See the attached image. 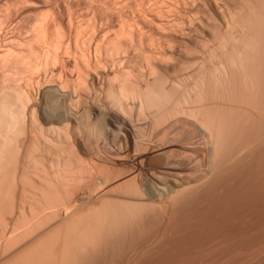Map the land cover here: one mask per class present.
Returning a JSON list of instances; mask_svg holds the SVG:
<instances>
[{
	"label": "bare ground",
	"instance_id": "6f19581e",
	"mask_svg": "<svg viewBox=\"0 0 264 264\" xmlns=\"http://www.w3.org/2000/svg\"><path fill=\"white\" fill-rule=\"evenodd\" d=\"M263 96L264 0H0V178L3 176L0 179L3 181L0 184V191L3 192H0V203L3 204L2 207L10 206L6 209L4 207L5 211L8 208L14 209L12 201H16V197L13 199L9 196L20 191L21 194L24 186L28 184L25 182L27 178L28 182L29 178L36 182H29L31 186L33 183L38 184V180L39 184H44L47 189L51 188L47 184L52 182V179H46L48 183H42L41 180L44 178H41L43 174L46 176L41 170H49L46 167L47 161L51 170L60 169L58 175L63 173L62 177L69 174L68 178L72 176L76 180L75 176H78L79 180V175L81 176L83 171L86 172L83 173L86 177L81 178L80 184V180L75 184L72 178L63 183L64 177L60 175L58 181L57 173L53 172V175H50L54 178L53 181L58 183L62 178L63 190L67 187L63 193L68 189L66 194L70 193L69 198L67 196L69 201L65 199L66 202H61L63 208L61 204L60 207L57 205L60 201L50 207L43 201L46 209L50 208L49 212H54L53 207L55 210L59 207L61 212L57 209L56 215L51 213V216L57 219L54 217L52 220L47 216L48 211L45 213L43 210L44 215L37 211L40 218L33 213L34 218L37 217L35 221L38 225L45 215L50 218L49 222L52 220L53 223L56 222L55 219H62L60 223V220L55 223L58 226H62L64 222V226L68 225L66 232L64 226L59 228L55 225L58 230H64L62 236H66L63 244L55 226L53 228L56 230H53L56 232L52 231V234L48 231L52 230V226H49L50 229L45 228L46 231L43 230L44 226L39 227L42 224H36V235L37 230L41 229L42 233H50L46 234L47 236L44 233L38 234V242L43 243L41 235H44L48 243L44 242L53 245V248L51 246L49 249L48 245L43 243L44 248L45 244L48 248L45 249L46 253L44 249L40 251L43 255H37L39 252L33 251L30 243L26 244L31 246V250L28 249L29 246L25 248L20 242L22 240H19V244L18 237L13 239L18 244L13 243L12 235L16 234V231L19 233V228H23H18V225L14 227L15 232L11 227V241H2L5 243L3 245L12 242L11 248L15 249L23 245L24 250L35 252L31 253L35 254L36 260L43 258L41 261L37 260V264L55 263L58 254L54 251L52 259L50 254L52 255L51 249L56 250L58 247L59 257L62 254L61 247L62 250L65 249L62 251L65 253L62 254L65 259L61 256V264L70 260L67 264L74 263L73 256L76 252L69 250L77 245L69 244L73 237L74 243L79 244L78 250L83 245H80L81 241L86 240L87 243L94 242L97 245L100 240L104 242L103 245L100 242L98 246L86 243L91 246H83L81 253H86L83 256L89 255L87 259L91 256L92 260L98 253L102 254L100 260L104 254L110 256L128 253L131 245L148 233L147 229L151 227L147 222L148 215L155 211L156 216H152H158V228L166 222L168 225V220L172 221L174 215L169 219V208L178 198L183 195L185 197L187 193L203 184L200 180L211 175L209 172L213 162L214 167H218L217 170L221 167L218 163L221 164L223 158L231 155L233 142L238 139L237 144H241L243 137V142L247 144L252 138L246 136L250 131H254L252 139L258 141L257 138L263 134L260 133L262 130L259 132L262 129L261 115H264V103L261 101ZM256 113L259 118L254 117L253 114ZM252 120L254 122L251 123ZM257 127H260L259 130ZM233 128L238 131L235 133L233 130L234 136L230 135V138H234L228 139L229 134H232L230 129ZM243 129L248 140L240 134ZM251 133L248 136H252ZM254 133L258 136H254ZM238 135L241 136L240 139ZM224 141L227 144L221 147ZM257 141L250 142L252 144L248 143L250 145L247 146L244 143L242 146L236 145L238 148L234 146V151L239 149L240 153L242 148L241 155L249 150L252 153L253 145ZM215 146L217 151L219 146L224 150L219 148L218 154ZM247 147L248 150H245ZM215 153L220 156L217 158ZM234 153L232 155L235 157ZM239 153L237 151V156ZM225 154L227 156H224ZM234 157L233 161L231 160L233 163ZM36 160L42 161L40 165ZM44 160H47L46 164ZM223 160L227 164V160ZM231 161L228 160V163L231 164ZM73 163L82 166L71 171L74 177L68 172L71 170L68 166L74 167ZM65 169H69L68 173L64 172ZM217 170L215 172H218ZM9 173L11 178L10 175L7 176ZM5 175L12 179L13 186ZM22 176L23 181L20 180ZM66 183L69 188L65 187ZM4 184L9 187V192L5 191L6 194ZM71 184L82 186L76 189ZM55 185L53 186L56 187ZM44 187H39L40 192L45 191ZM26 188L22 193L24 196L18 197H25ZM57 188L63 191L57 186L54 193L55 190L59 191ZM39 189L37 188L36 193ZM51 189L47 191L50 197H55L56 195L49 191ZM12 191L13 194L10 193ZM58 196H62L63 200L65 198L62 193ZM23 197L18 199L21 203L27 199L25 197L24 200ZM1 198H4V201ZM55 198L60 200V197ZM47 200L50 203L53 201L48 198ZM39 203L40 207L44 205ZM45 206L42 208L45 209ZM148 206L152 207L151 214L146 212ZM3 209L0 207V213ZM11 210L9 213H12ZM5 211L4 214L8 213ZM17 215L20 216L21 213ZM135 215L142 218L138 216L134 219ZM26 218L20 217L21 221L17 222L23 226L30 225V220L28 222ZM34 218L32 216L30 223H33ZM48 220H43L45 224L42 223L47 226ZM52 222L49 225H53ZM75 222L81 225L80 229ZM0 226L4 228V225ZM123 227L127 230H123ZM25 228L19 233V237L22 234L25 236ZM30 228L27 227V231ZM70 230L74 231V235ZM4 231L1 232V238L6 233L8 235L5 229ZM77 231L84 239H80V243ZM69 237L71 238L68 239ZM23 238L21 236V239ZM150 238L147 236L151 241ZM49 239L58 244L60 242V245L67 248L60 247L51 240L50 244ZM150 241L147 242L149 246ZM10 245H7L8 248L2 247L5 248L4 253L0 251L3 257L13 251L9 249ZM134 246L135 249L136 245ZM38 247L41 250L40 244L35 248ZM145 247L147 246L142 249ZM6 249L10 252H6ZM24 250L22 248L23 252ZM47 250L50 251L49 254ZM22 251H17V254L21 252L18 255H23H20L19 260L15 258L17 255L11 256L16 261L22 258L27 260L28 258L24 257L26 252L23 254ZM67 254H73V258L68 259ZM78 255L75 263L79 259V263L82 260L86 264H92L91 260H86L87 256H84L83 261L82 255ZM138 255L136 256L139 257ZM111 257H106L108 262ZM115 257L111 259L114 261ZM10 258L7 259L11 260ZM107 259L104 260L103 257L104 262H107ZM8 260L4 261L11 263ZM14 261L12 263L16 264ZM23 261L17 263L24 264ZM33 262L35 264V259ZM104 262L99 261L101 264H105Z\"/></svg>",
	"mask_w": 264,
	"mask_h": 264
},
{
	"label": "rangeland",
	"instance_id": "374dc122",
	"mask_svg": "<svg viewBox=\"0 0 264 264\" xmlns=\"http://www.w3.org/2000/svg\"><path fill=\"white\" fill-rule=\"evenodd\" d=\"M254 95V94H253ZM264 96L262 97V102L264 103ZM264 105V104H263ZM261 111V110H260ZM259 113H261V112H259ZM258 113V114H259ZM263 113V112H262ZM254 115V117L256 116V118H259L258 117V115H257V113L256 114H253ZM241 116V115H240ZM243 116V115H242ZM260 116V115H259ZM262 117V120H261V125H263L264 126V115H261ZM247 117V116H246ZM251 117H252V115H251ZM253 117V118H254ZM248 119V118H247ZM248 121V120H247ZM259 121H260V119H259ZM245 122H246V119H245ZM250 122V121H249ZM249 122H247L248 124H249ZM252 122H254L253 120L251 121V123ZM257 122H258V120H257ZM246 123V124H247ZM255 123H256V121H255ZM246 124H244V125H246ZM255 125V124H254ZM257 125H258V123H257ZM257 125H255V127L257 126ZM260 125V127L262 128V129H260L259 130V128L260 127H257V129L259 130V132L262 130L263 132H260L262 135H260L259 137H261L260 138V140H259V137L257 138L258 139V141L255 139V140H253L252 138H253V135H252V133L254 132V131H252V133H251V131H250V129H249V131L250 132H248L249 134L251 133V135L252 136H248V135H246L247 137H252L251 139H250V141L246 138V136L244 135V134H247V133H243V132H245V128H246V126H244V129H243V131L242 130H240V131H242V133H240V131L238 132V134L240 133L241 135H243V136H245V138H246V140H248V143H250V142H253V141H257L256 143L258 144H260V147H258V145H256V143H255V145L258 147L257 149H255V150H253L256 146L255 145H253V149H252V153H251V151L249 150L248 151V153L246 152V154L243 152V154L241 155L240 153H242V148H240V153H239V149H237L236 150V152L234 151V146H236V145H239V146H242L241 144H243L244 142H243V140H244V138L243 137H241V136H239V139H240V137L243 139H241L242 140V143L241 144H237V140H236V142H233L234 143V145H232L233 146V151L236 153V155H235V153L232 151V152H230V151H228L227 150V148H226V150L228 151V153L230 152V154L232 155V153H234V155H235V157H234V159H235V161H234V163L232 162L233 160H232V158L231 159H229V157L231 156V155H229V157H226V158H223V159H226L227 161H226V163L227 164H225V160H221V164L220 163H218L219 165H221V167L225 164V165H227V166H223L222 168L219 166V169L217 170V168L218 167H214L215 165H213L214 164V162H213V164L211 165L212 166V169H211V172H209L211 175H209V173H208V175L207 174H205V175H207L208 176V178H203L204 180H200V183H203V184H200L199 186H198V188H195L194 190H192L191 191V193L189 192V193H187L186 194V196L184 197V195L183 196H181L180 197V199L178 198V200H180V201H175L176 202V204H174L173 203V205H175V207L172 205L171 207H172V209L170 210V208H169V210H168V213H169V219L171 218V216L173 215V217H172V221H170V220H168V225H167V222L166 223H164V224H162L161 226L162 227H159L158 228V225L159 224H157L158 222H157V220L158 219H156L154 216H156L154 213H155V211L152 213L154 216H152V214L150 213V211L152 210V207H149V208H151V209H149L148 207V209L146 210V207H145V209L144 210H146V212L149 214H151V215H148V225H149V227L150 228H148L147 229V231H148V233L146 232L145 234H144V236H142L141 238H140V240H137V241H135V243L137 242V244H133V245H131V250L128 252V253H119L120 254V256H118L119 254H116V255H110V256H112V257H115V259H114V261L111 259V258H109L110 260H109V262L111 261V263H113V264H121V262H122V264H264V127H262ZM243 126V125H242ZM250 126V125H249ZM236 129L238 128V127H235ZM235 128H233V129H230V130H232L231 132H232V134H229V137H228V139L230 138V135H233L234 134V132L236 131V129ZM251 129H252V125H251V127H250ZM238 129H240V128H238ZM254 129H256V128H254ZM233 130H234V132H233ZM258 130H255V131H257L256 133L258 134L259 132H258ZM238 131V130H237ZM237 131L235 132V133H237ZM247 131H248V129H247ZM246 131V132H247ZM230 131H229V133H231ZM228 135V134H227ZM234 136V135H233ZM235 136H237V135H235ZM254 136H258V135H255V133H254ZM232 138H234V137H231L230 139H232ZM255 138V137H254ZM227 139V138H226ZM228 139L227 140H225L226 142L228 141ZM235 140V139H234ZM253 140V141H252ZM222 142L221 144L223 145V146H221V147H224V145L225 144H227L226 142ZM230 141V140H229ZM260 141V142H259ZM240 142V141H239ZM247 142V141H246ZM232 143V144H233ZM236 143V144H235ZM247 143V144H248ZM218 144H219V142H218ZM230 144H231V141H230ZM229 144V145H230ZM247 144L246 143H244V145H246L247 146ZM250 144H252V143H250ZM250 144H248V145H250ZM229 145H227V146H229ZM218 146V145H217ZM217 146H215L214 147V149L217 147ZM226 146V147H227ZM255 146V147H254ZM243 147H245V146H243ZM248 147H250V146H248ZM248 147L245 149V150H248ZM219 148H220V146L218 147V151H219ZM229 148V147H228ZM236 148H238V146H236ZM251 148V147H250ZM249 148V149H250ZM261 148V149H260ZM220 149H222V150H224V148H220ZM229 149H231V147L229 148ZM260 149V150H259ZM222 150H220V152L222 153ZM215 151L219 154V152L217 151V148L215 149ZM227 151L225 152V153H227ZM237 151H238V153L240 154H238L239 156H241V157H239V156H237ZM217 153H215V154H217ZM251 153V154H250ZM255 153H257L256 155H255ZM218 154H217V158L220 156H218ZM245 154V155H244ZM223 155V154H222ZM255 157H254V156ZM224 156H227L226 154L224 155ZM223 156V157H224ZM252 156V157H251ZM215 157V159H216V156H214ZM246 157V158H245ZM222 158V157H221ZM221 158H219V159H221ZM240 158V159H239ZM238 159V160H237ZM42 160V159H41ZM228 160L229 161H231L232 163L231 164H229L228 163ZM248 160V161H247ZM37 162L36 163H38L39 162V160H36ZM45 162V164H46V161L47 160H44ZM214 161V160H213ZM215 161H217V160H215ZM242 161V162H241ZM11 162V161H10ZM12 162H13V160H12ZM40 162H42V161H40ZM40 162L38 163L39 165H40ZM222 162H224L223 163V165H222ZM48 161H47V168L50 170H47V171H43V170H41V173L43 172V173H46V176H45V174H43V176H41V178H43V179H41L42 180V183L43 182H47L48 183V180H46V179H49V181L51 180L52 182H49V183H51V184H47V185H49V186H51V188H52V186L53 185H55L56 187L58 186V187H61V190H63V187H64V185L61 183V179L64 177H62L61 175L63 174V173H61V174H59L62 178L60 179V182H58V183H60L59 185H58V183L57 182H55V181H53L54 180V178L53 177H51L52 175H53V172H55V174L57 173V175H58V170H60V169H54L53 168V170H51L50 168H49V165H48ZM9 164H11V163H9ZM15 164V163H14ZM43 164V163H42ZM42 164H41V166H42ZM74 165V167H72V165H71V167L72 168H74V169H72L70 166H68L71 170H67L69 173L73 170H75V168L76 169H78V168H81L82 166H80V165H78L77 163L75 164V163H73ZM85 164L87 165V163L85 162ZM229 164V165H228ZM243 164V165H242ZM43 165V167H45ZM76 165V166H75ZM82 165H83V163H82ZM238 167H237V166ZM79 166V167H78ZM84 167H85V165H83ZM78 167V168H77ZM83 167V168H84ZM237 167V168H236ZM217 170L218 172H215V170ZM83 170H85V169H83ZM214 170V171H213ZM64 171V170H63ZM66 171V169H65V171L64 172H67ZM72 171V172H73ZM52 172V173H51ZM60 172H62V171H60ZM67 172V173H68ZM71 172V173H72ZM76 172V171H75ZM75 172H74V174H75ZM80 172V171H79ZM215 172V173H214ZM40 173V174H41ZM49 173V174H48ZM81 173V172H80ZM83 173H85L86 174V172L85 171H83ZM83 173L81 174V176L79 175V178L81 177H83L84 175H83ZM224 173V174H223ZM47 174L49 175V177H51V178H49L48 176H47ZM52 174V175H51ZM8 175H10V178H11V174L9 173V174H7V176ZM51 175V176H50ZM56 175V176H57ZM59 175L57 176V179L56 180H58L59 181ZM64 175V174H63ZM67 175H69V174H65V177L67 176ZM72 175H73V173H72ZM77 175V174H76ZM213 175H215L214 177H213ZM6 175H5V177L6 178H8L9 180H8V182L10 183V185H12L11 184V180L12 179H10L9 177H7ZM31 176H33V175H31ZM31 176H29V177H31ZM40 176H38V179L40 180ZM207 176H204V177H207ZM3 177V176H2ZM2 177L0 178V179H2ZM4 177V178H5ZM37 177V176H36ZM47 177V178H46ZM64 177V179H62L63 181V183H65L66 182V179L68 180H70L71 178H72V176H69L70 178H68V176H67V178H65ZM73 177H74V175H73ZM76 177V180L74 179V178H72L73 180H75L74 182H75V184H77V182L79 181V184L82 182L81 180L82 179H84L86 176H84L82 179L80 178L79 180H77V178H78V176H75ZM210 177H212V178H210ZM220 177V178H219ZM4 178H3V180H4ZM5 178V179H6ZM24 180V178H23V176L20 178V180L21 181H23ZM30 179V183H31V181L33 180V178H29ZM34 179H37V178H34ZM208 179H210V180H208ZM27 180H28V178H27ZM27 180H25V182H27L28 184H29V182L27 181ZM72 180V181H73ZM206 180H208L206 183L204 182V181H206ZM1 182H0V184L3 182L2 180H0ZM37 181V183L38 184H35L36 182L33 180V182H35V183H33L34 185H30L29 184V186H28V184L26 185V184H24V185H26L27 186V188H26V186H24V189L26 188L27 190H25V191H27L26 192V194H25V197L27 198H25V197H23L24 195L22 194V193H24L23 191H24V189H22L23 191H22V193L20 194V192H15L14 193V191H12V192H10L11 194H13L14 193V195H16V193H17V195L16 196H9V198L10 197H13V199H14V197H16V201L20 198V200L22 199V197L24 198V200L25 201H22V203H24L23 204V208L22 207H19V205H22V203L20 202V204L18 205V201L16 202V201H12V203L14 202L15 204H17L16 206H15V204L13 203H10V204H12V205H14V209H12L11 210V208H8L9 210H11V212L12 213H9V210L7 211L8 213H5L6 214V216H5V214H4V209H6L7 207H10V206H7V207H2V205H1V203H0V207H1V209H3L2 211V213H0V221L2 220V222H0L1 224L0 225H4V228H3V226H2V228H0V238H1V232H5L4 231V229L6 230V232H8V235H7V233L5 234V236L7 237V238H5V236L4 237H2L1 239L2 240H0L1 242L2 241H5V242H9V241H11V240H13L14 238L15 239H17V237H18V242H19V240H22V241H20L23 245H25V248L27 247L28 248V246H29V248L28 249H30L31 250V246H32V249H33V251L34 250H36L35 252L37 253V252H39V253H37V255H43V253H41L42 252V250L44 249V251H45V249H48L49 247H51L52 246V248H53V245H49V244H47L48 242H47V240H45L44 239V237L46 238V234H50V233H52L53 234V232L52 231H55L57 228H56V226L55 225H57V224H55V223H58L57 221H59V223L61 222V220L62 219H59L60 217V213L58 214V219L59 220H56L57 219V217H55V216H51V213L53 212H49L48 211V209H50V208H47L46 209V207L47 206H49L50 207V205H52L53 203H54V205L55 204H57L59 201V203L57 204V205H59V204H61L62 205V203L61 202H63V201H65L66 202V200L67 201H69V199H67V196H68V198H69V196H70V193H69V195H67L66 194V192H68L67 190H66V192L65 193H63L64 191H65V189L67 188L66 186H68V188H69V185H67V183L68 182H70V181H68L66 184H65V187L66 188H64V190L63 191H60L58 188H57V190H59V191H56L55 190V192L56 193H54V189L56 188V187H54V189L52 190L50 187L48 188V189H51V190H49L53 195H56L57 197H60V200H59V198H55L54 196H52V197H50L51 195H50V193L47 191L48 189L46 188V186L44 185V184H39V182L40 181H38V180H36ZM7 182V180H5L4 181V183H6ZM55 182V183H54ZM73 182V183H74ZM9 183H7V185H9ZM71 183V182H70ZM69 183V184H70ZM53 184V185H52ZM63 185V187H62V185ZM78 184V185H79ZM6 184H4V186H5ZM45 187H44V186ZM72 185V187L74 186L73 184H71ZM13 186V185H12ZM41 186V188L42 187H44L43 189H45V191L44 192H46V193H42V192H40L41 191V189H39V187ZM82 186V184L81 185H79V186H74V187H76V189L77 188H79V187H81ZM196 186V187H197ZM6 188L4 189V192L9 188L8 186H5ZM39 189L38 191H37V193H36V190H37V188ZM71 187V186H70ZM71 187V188H72ZM0 188H1V186H0ZM10 188H11V186H10ZM30 188H32V190L30 189ZM36 188V189H35ZM2 189V188H1ZM33 189H35V191L34 192H32L33 191ZM42 189V190H43ZM73 189V188H72ZM9 190V189H8ZM7 190V191H8ZM30 190V191H29ZM197 190V191H196ZM53 191V192H52ZM70 192L72 191V190H69ZM1 192V191H0ZM9 192V191H8ZM7 192V193H8ZM31 192V193H30ZM59 192H61L62 194H64V196H65V198H64V200L63 199H61V197L63 196H58V194L60 195L61 193H59ZM1 193H3V192H1ZM30 195H29V194ZM33 193V194H32ZM49 193V194H48ZM5 194H6V192H5ZM4 194V195H5ZM36 194V195H35ZM38 194V195H37ZM41 194V195H40ZM43 194V195H42ZM48 194V196H46ZM66 194V195H65ZM3 195V194H2ZM7 195H9V194H7ZM19 195H23L22 197L20 196V197H18ZM29 195V196H28ZM72 195V194H71ZM1 196V195H0ZM32 196V198H30ZM38 196V197H37ZM47 197L49 200L51 199V203L47 200V198L45 199V198H43V197ZM33 197H34V199H35V197H37V198H39V199H35V201L33 202ZM7 198V197H6ZM29 198H30V200H29ZM53 198H55V199H53ZM63 198V197H62ZM2 199V198H1ZM4 199V198H3ZM2 199V201H4ZM33 199V200H32ZM56 199H58V200H56ZM66 199V200H65ZM12 200V199H11ZM10 200V201H11ZM40 200V201H39ZM1 201V202H2ZM29 201V202H28ZM42 202V204H44V203H46V205L47 206H45V204L44 205H42V207H44L45 206V209L44 208H42V207H40V205H41V203H39V202ZM43 201H44V203H43ZM46 201V202H45ZM25 202H26V204L27 205H25ZM49 202V203H48ZM177 202H178V204H177ZM4 203H6V202H4ZM9 203V202H8ZM36 203V204H35ZM40 204V205H39ZM66 204V203H65ZM34 205V206H33ZM41 208H39L38 206ZM53 205V206H54ZM37 206V207H36ZM13 207V206H12ZM17 207V208H16ZM19 207V208H18ZM30 207V208H29ZM31 207H33V208H31ZM59 207H60V205H59ZM59 207L57 206V208H56V206H55V208H56V210L57 209H59ZM62 208H63V205H62ZM61 208V209H62ZM23 209V210H22ZM25 209V210H24ZM35 209V210H34ZM53 210H54V214L55 213H57V212H55L56 210L54 209V207L52 208ZM51 209V210H52ZM133 209V208H132ZM135 209V208H134ZM137 209H138V207L136 208V211H137ZM141 209V208H140ZM157 208H155V210H156ZM174 209V210H173ZM19 210H20V212H19ZM32 210H33V212H32ZM41 210H42V212H41ZM43 210H44V212L46 213L47 211L50 213H48V215L47 216H49V217H51L52 218V220H53V218L55 217L56 219L54 220V221H56L55 223H53L52 222V220H50V222H52V224L53 225H49L50 224V222H49V220L48 219H50L49 217H47L46 215L44 216V217H42V215H41V217H42V219L44 220V221H47L48 220V222H46V224H47V226L46 225H44L45 223H44V221L43 220H39V222H41V224H42V226H39V225H41V224H37V221H35L36 219H37V217H39L40 218V216H38V215H40V214H38V212L40 211V213L42 214L43 213V215H44V212H43ZM50 210V211H51ZM154 210V209H153ZM5 211V212H6ZM29 211H30V213H29ZM38 211V212H37ZM58 211H60L61 212V210L59 209ZM135 211V212H136ZM140 211V210H139ZM149 211V212H148ZM171 211H172V213H171ZM134 212V211H133ZM144 212V211H143ZM142 212V213H143ZM156 212H158V209H157V211ZM14 213V214H13ZM21 213V215L19 216V215H17V214H20ZM33 213H35L34 215H36L37 217H36V219L34 218V215H33ZM11 214H12V216H11ZM16 214V215H15ZM33 216V218H34V221H33V223L34 222H36L35 224H33V223H30L32 220V216ZM134 214V213H133ZM144 214H146V213H144ZM144 214H143V216H144ZM1 215H2V217H1ZM9 215H10V217H9ZM56 215V214H55ZM140 215V214H139ZM139 215H137V217H136V215L134 216V219H137L138 218V216ZM142 215V214H141ZM146 216V215H145ZM12 217L14 218V219H12ZM20 217H21V219H23V217H27L26 219L28 220V222H29V220H30V222H29V224L30 225H21V224H19L17 221H21V219H20ZM29 217V218H28ZM139 217H141V216H139ZM152 217V218H151ZM17 218H18V220H17ZM38 218V219H39ZM47 218V220H45ZM142 218V217H141ZM174 219V220H173ZM24 221V220H23ZM22 221V222H23ZM156 221V222H155ZM170 221V222H169ZM22 222H20V223H22ZM27 222V221H26ZM26 222H25V224H26ZM27 222V223H28ZM38 222V223H39ZM76 223V222H75ZM124 223V222H123ZM22 224H24V223H22ZM31 224H33V226L34 225H36V226H39L40 228L41 227H43L44 226V228H43V230L46 228V229H50L49 228V226L51 227L52 226V230L50 229V230H48L50 233H47L46 232V236H44V235H41V240H44V241H46V242H44L43 241V243H46L47 245H48V248H47V245L45 244V248H44V246L42 245L43 243H42V241H41V243H39L38 241H40L39 240V236H38V238H37V235L38 234H40V233H42V232H40V231H43L42 229L39 231V230H37V235H36V229L37 228H35L36 226H34V228L35 229H33V231H32V225ZM64 224H66L65 222L62 224V226L60 227V226H58L59 228H63V226H64ZM68 224V223H67ZM69 224H74V223H69ZM76 224H78L77 226L79 227V229L81 228V225L77 222ZM121 224H122V222H121ZM120 224V225H121ZM134 224V223H133ZM18 225V226H17ZM126 225V224H125ZM172 225V226H171ZM5 226H7V227H5ZM15 226H17L18 228L19 227H23V228H25L26 230H24L25 231V236H24V234H22L21 236L22 237H24L23 239H21V236L19 237V233H21V232H23L22 231V229L23 228H19V233L15 230ZM31 227L28 231H27V227ZM53 226H55V228H53ZM68 225H65L64 227L65 228H63L64 230H65V232H66V230H67V227ZM71 226H73V225H71ZM76 226V227H77ZM122 226V225H121ZM127 226H128V228H130L129 227V224H127ZM160 226V225H159ZM1 227V226H0ZM9 227V228H8ZM13 228V230H14V232L16 231V237H15V235L13 234L12 235V228ZM38 227V229H40ZM69 227H70V225H69ZM77 227V228H78ZM155 227V228H154ZM157 227V228H156ZM122 228V227H121ZM45 229V230H46ZM53 229H55V230H53ZM63 229H60V230H58L59 231V233L58 234H60V241H61V243L63 244V239H65V236L63 237L62 236V234H64V230ZM69 229V228H68ZM71 229V228H70ZM78 229V230H79ZM127 230V228H125V227H123V230ZM159 229V230H158ZM2 230V231H1ZM8 230V231H7ZM10 230H11V232H10ZM31 230V231H30ZM73 230V229H72ZM74 230H76V228L74 229ZM152 230V231H151ZM162 230V231H161ZM27 231V232H26ZM35 231V232H34ZM39 231V232H38ZM47 231V230H46ZM62 231V232H61ZM71 231V230H70ZM69 231V232H70ZM10 232V233H9ZM31 233V235H29L30 233ZM56 232V231H55ZM61 232V233H60ZM72 232H74V231H71L70 233H72ZM150 232V233H149ZM28 233V234H27ZM42 233V234H43ZM56 233V234H57ZM169 233H170V235H169ZM12 235V239L11 240H9V238L11 237V235ZM55 234V235H56ZM57 234V235H58ZM73 235H74V233H72ZM71 234V236H73ZM79 234V232L77 231L76 232V235H78ZM146 234H148V235H146ZM18 235V236H17ZM26 235H28L27 237H26ZM70 235V234H69ZM9 236V237H8ZM44 236V237H43ZM51 236V235H50ZM49 236V237H50ZM147 236H148V238H150V237H152V239H151V241L150 240H148L147 239ZM36 237V238H35ZM52 237H54V235H52ZM34 238V239H33ZM71 237H69L68 239H70ZM74 238V237H73ZM72 238V239H73ZM76 239H78L79 240V243H80V239H82L81 237H80V234H79V236H78V238H77V236L75 237ZM24 239H26L27 240V242L24 240ZM31 239H33V240H31ZM38 239V240H37ZM47 239V238H46ZM55 240L57 239V238H54ZM59 239V238H58ZM72 239H70V241H71V243H69V244H77V245H79L78 244V242H76V243H74L75 241H73ZM145 239H147V240H145ZM154 239V240H153ZM159 239V240H158ZM8 240V241H7ZM37 240V241H36ZM50 240L52 241V239H49L48 241H49V243H50ZM77 240V241H78ZM82 240H84V239H82ZM158 240V241H157ZM23 241H24V243H23ZM36 241V242H35ZM73 241V242H72ZM99 241V240H98ZM141 241V242H140ZM144 241V242H143ZM151 242L150 244V246H149V243H147V242ZM154 241H156V243L154 242ZM0 242V246H1V248L3 247V246H5V247H7L8 248V246L7 245H12V242H10V244H6V245H3V243L4 242H2L1 243ZM18 242H14V240H13V243H15V244H18ZM19 242V244H21ZM52 242H55V241H52ZM51 242V243H52ZM58 242H59V240H58ZM67 242H68V240H67ZM85 244H84V243ZM95 242H96V239H95ZM100 242L102 243V241L100 240L99 241V244H100ZM154 242V243H153ZM29 244L30 243V245H27V244ZM35 243V244H34ZM50 243V244H51ZM60 242H59V244L57 243V242H55V244L57 245L58 244V246L61 244ZM65 243V242H64ZM86 242V240L85 241H81V243H80V245L81 244H83V245H81L80 246V250H78V248H79V246L77 247V245H70L71 247L72 246H74V247H72V249H69V250H71V252H76V255L77 254H79L78 256L80 257V255H82V259H84V256H83V254H86L85 252H83V254L81 253L82 252V249L84 248L83 246H86L87 244H92V243H94V242H90V243H87ZM96 243H98V242H96ZM104 243V242H103ZM103 243H102V245H103ZM145 243H147V244H145ZM164 243V244H163ZM5 244V243H4ZM14 244V245H15ZM41 245V250H40V248L38 247L37 249L35 248L36 246H38V245ZM98 244V245H99ZM11 245H10V250L11 249H13V251H11L12 252V254H10L11 252L10 251H8L7 249H6V252H10L9 254H10V256L12 255V256H14L16 259H18L19 257H20V255H22V254H20V255H18L19 253H21V252H19L18 254H17V251L18 250H20V251H22V248H23V250L25 249L24 248V246L23 245H19L20 246V248H19V246H18V249H15L14 247L13 248H11ZM36 245V246H35ZM68 245V244H67ZM66 245V246H67ZM93 246L94 245H97V244H92ZM97 245V246H98ZM134 245H136V248L134 249ZM147 246V247H145L144 249H142V247H144V246ZM15 246H17V245H15ZM22 246V247H21ZM33 246H35L34 248H33ZM61 246H63V245H60V247ZM87 246H91V245H87ZM140 246H142V247H140ZM56 247V246H55ZM54 247V248H55ZM63 247H65V246H63ZM149 247V248H148ZM1 248H0V251H3V249L5 250V248H2V250H1ZM26 248V249H27ZM65 248H67V247H65ZM75 248V249H74ZM133 248V249H132ZM14 249L16 250L15 252H14ZM38 249H39V251H38ZM50 249V248H49ZM56 250H58V252L56 251V250H54V249H51L52 250V255L50 254V257H51V259H52V256H53V252L55 253V254H58V257H59V247L58 248H55ZM78 250V251H74V250ZM139 249V250H138ZM142 249V250H141ZM145 249H147L146 251H144ZM63 250L65 251V249L63 248ZM62 247H61V249H60V252L62 253V254H65V253H63L62 251ZM73 250V251H72ZM133 250H135V251H133ZM29 251V250H28ZM28 251H26V250H24V252L22 251V253L24 254L25 252V255H24V257L26 256L28 259V261L27 260H25L24 258H22L20 261H16V259L14 258V257H12V259L10 258V256H9V254L8 255H6V256H4V257H6V258H4L3 257V255L2 254H0L1 256H0V263L1 262H3V263H1V264H4L8 259V257L11 259V260H8V262H11V263H5V264H13L12 262L14 261V263H16V264H18L17 262H22V260H24L23 262H24V264H32L31 262H33L34 261V259H35V264H37V262L38 261H41L43 258H40L38 261L36 260V256L34 257V255L35 254H32L31 252H33V251H31V252H28ZM41 251V252H40ZM136 251H137V254H136ZM13 252H14V254H13ZM35 252H33V253H35ZM47 252H48V250H47ZM50 252V251H49ZM49 252H48V254H49ZM77 252H80V253H77ZM131 252H133L132 254H131ZM141 252V253H140ZM145 252V253H144ZM155 252V253H154ZM0 253H2V252H0ZM3 253H4V251H3ZM45 253H46V251H45ZM70 253V252H69ZM143 253V254H142ZM6 254V253H5ZM33 255L32 257H34V258H32L31 256H29V255ZM62 254H60V259L57 257V261L55 262L56 264H58V263H60L61 264V256H62ZM74 254V253H73ZM73 254H72V256H73ZM130 254V255H129ZM139 254V255H138ZM28 255V256H27ZM44 255H46V254H44ZM76 255H74L73 257L71 256V254H70V256H68V254H67V256L69 257L68 259H70V258H73V259H75L76 260ZM98 256V258H97V256ZM96 255H94L96 258H94V256H93V262H92V260H91V256H90V259H87L88 257H89V255H86L85 257H86V260H91V262L90 263H92V264H101V263H103L104 262V260H106L108 257H110V256H108L107 254H106V256H105V254L103 255V257H104V260H103V257H102V260H100L101 258H100V255H102V254H96ZM136 255H138L139 257H137ZM49 255H47V257H48ZM65 257H66V255H64ZM1 257H2V259H1ZM22 257H23V255H22ZM40 257V256H39ZM46 257V256H45ZM49 257V258H50ZM55 257V258H56ZM63 257V256H62ZM107 257V258H106ZM117 257L119 258L120 257V259H117ZM130 257V258H129ZM137 257V258H136ZM29 258H30V260H29ZM33 260H32V259ZM38 258V257H37ZM64 258V257H63ZM106 258V259H105ZM138 258H139V260H138ZM6 259V261H4ZM14 259V260H13ZM20 259V258H19ZM18 259V260H19ZM50 259V260H51ZM53 259H54V257H53ZM65 259V258H64ZM63 259V260H64ZM78 259V258H77ZM94 259H96V260H94ZM3 260V261H2ZM13 260V261H12ZM44 260H47V259H44ZM60 262H59V261ZM75 260H73L74 261V263L72 262V264H80V263H84V264H86V262H82V260H80V263H79V259H78V262L76 261V263H75ZM98 260V261H97ZM125 260V261H124ZM132 260H134V261H132ZM52 261V260H51ZM55 261V260H54ZM71 261V260H70ZM69 261V262H70ZM83 261H85V259L83 260ZM99 261L101 262V263H99ZM132 261V262H131ZM27 262H29V263H27ZM68 261H66V264L67 263H69ZM89 262V261H88ZM108 262V259H107V262L105 261L104 263L106 264V263H108V264H111V263H109ZM117 262V263H116ZM129 262H131V263H129ZM42 264L44 263V262H41ZM54 262H53V264H55ZM62 263H65V262H62ZM33 264H34V262H33ZM40 264V263H39ZM49 264V263H48ZM87 264H89V263H87Z\"/></svg>",
	"mask_w": 264,
	"mask_h": 264
}]
</instances>
